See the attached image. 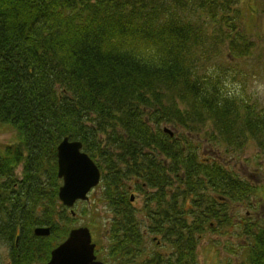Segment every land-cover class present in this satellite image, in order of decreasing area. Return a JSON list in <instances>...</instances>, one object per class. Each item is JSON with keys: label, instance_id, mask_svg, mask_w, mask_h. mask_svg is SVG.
Here are the masks:
<instances>
[{"label": "trees", "instance_id": "1", "mask_svg": "<svg viewBox=\"0 0 264 264\" xmlns=\"http://www.w3.org/2000/svg\"><path fill=\"white\" fill-rule=\"evenodd\" d=\"M234 4L0 0V126L16 136L0 148V246L5 242L16 251L12 264H30L31 256L43 261L53 247L44 246L50 237H37L34 229L55 230L54 205L60 217L67 212L58 200L56 174L57 146L66 137L80 141L100 167L101 202L113 209L123 200L126 159L120 150L156 143L157 154L171 159L180 191L167 208L172 216L165 240L173 258L158 251L148 264H196L200 211L205 224L216 213L214 196L230 201L234 181L222 163H203L194 136L228 150L254 141L264 152V109L225 87L244 79L232 58L248 50L247 34L237 24L247 11L237 12ZM226 44L230 64L217 65ZM145 180L166 187L159 175ZM187 203L193 208L182 207ZM223 203L222 220L228 219ZM111 229L120 241L118 225ZM24 237L37 248L25 250ZM110 245L117 258L118 244Z\"/></svg>", "mask_w": 264, "mask_h": 264}, {"label": "flooded vegetation", "instance_id": "2", "mask_svg": "<svg viewBox=\"0 0 264 264\" xmlns=\"http://www.w3.org/2000/svg\"><path fill=\"white\" fill-rule=\"evenodd\" d=\"M136 144L140 145L136 149L122 148L120 150L126 159L121 163L123 178L119 188L123 198L122 202L114 207L115 210L108 203L102 202L113 213L116 211L118 216L117 220L112 217L110 222L111 225L113 223L118 225L117 232L120 240L118 241V256L115 258L112 246L108 249V253L103 254L109 264H132L141 252L148 254L142 264H148V261L153 255H157L158 251L165 253L166 259L173 258L171 247L165 240L168 231L167 216L169 220L172 216L171 213L167 214V208L172 206L174 193L180 191V188L174 187L178 182L173 178L171 159L157 154L156 143ZM134 150L141 154L131 155L130 152H134ZM214 156L209 160H205L204 156L203 163L219 165L222 162L221 158L217 155ZM238 158L237 156L232 157V160L227 164L229 174L234 181L231 200L227 202L220 194H216L214 196L217 202L216 213L214 217L208 216L205 224L204 210L200 211L202 227H199L198 244L195 247L197 261L200 260L199 257L202 254L203 237L206 235L205 230L208 223V230L218 234V239L221 234H230L227 245L230 257L228 262L226 261L227 263L264 264V179H255L253 172L247 171L246 166L243 169L242 163L237 161ZM258 170L259 168L255 169V171ZM151 175L164 177L165 189L151 187L145 180ZM183 191H186V188ZM222 200L225 202L224 206L227 204L226 217L228 219L224 220L219 212ZM189 205L191 204L187 203L182 207L188 209ZM192 208L193 205L190 209ZM125 245L126 251L123 250ZM95 247L100 257V250L96 244ZM121 248L122 253L120 252ZM168 248H170L169 251ZM208 248L213 250L210 246ZM125 258L128 260L126 261ZM99 259L107 264L103 259ZM111 260L115 263H112Z\"/></svg>", "mask_w": 264, "mask_h": 264}, {"label": "rangeland", "instance_id": "3", "mask_svg": "<svg viewBox=\"0 0 264 264\" xmlns=\"http://www.w3.org/2000/svg\"><path fill=\"white\" fill-rule=\"evenodd\" d=\"M235 10L247 11L237 24L240 29L245 31L247 34L248 50L243 54L241 58L235 59L234 68L237 67L239 71L244 74V79L240 83L226 82L225 87L229 92H234L237 95H242L245 99L250 98L251 102H254L261 109H264V0H235ZM235 14V13H234ZM224 55L222 62L220 59H215L217 65L227 64L228 60V45L224 46ZM232 58V57H231ZM230 78V76H228ZM229 85V86H227ZM171 128V127H170ZM169 128V129H170ZM174 134L177 132H173ZM195 142L201 144L200 153L205 156V160L215 157L217 155L221 158L220 163L228 164L232 157L236 154L239 158L237 161L244 167H247V171L253 172L255 179H264V153L258 149L256 142L251 141L247 143L242 151L234 152L233 149H226L223 146L212 147V142L206 141L200 143L199 138L201 136L195 135ZM16 140L15 132L4 126H0V148L11 144ZM211 150V151H210ZM231 159V160H230ZM259 168L258 171H255ZM255 171V172H254ZM21 172L20 168H17V174ZM103 185L100 184L93 192L89 194V202H78L74 206V216H71L69 210L62 214L64 217H60L59 211L61 208L59 205H54L53 217L56 219L53 226L55 231L58 232V236H64V240L67 237L69 231L74 228L86 227L92 232L93 242L100 250V257L107 264H109L103 257L104 253H108V249L111 247L110 240L106 236V230L111 225L112 217L114 213L104 203L101 202V192ZM66 210V209H65ZM41 215V214H40ZM39 215V217H40ZM43 227V226H41ZM47 227V226H44ZM50 227V226H49ZM205 237H203V245L201 248V256L196 264H218L226 262L230 253L228 252V237L229 233L221 234L218 239V234L212 233L208 230L206 225ZM221 241V242H220ZM220 242V244H219ZM46 245H51L52 240H47ZM50 246V247H51ZM208 246L212 247L213 250L209 249ZM226 246V247H225ZM168 251L170 248L167 249ZM204 252V254H203ZM16 251L11 248L8 244L3 242L0 246V264H12L13 256ZM148 256L147 253L141 252L132 264H142V261ZM126 261L128 258H125ZM42 260V258H41ZM46 259L43 261H35L32 264H46ZM112 263H115L111 260Z\"/></svg>", "mask_w": 264, "mask_h": 264}, {"label": "water", "instance_id": "4", "mask_svg": "<svg viewBox=\"0 0 264 264\" xmlns=\"http://www.w3.org/2000/svg\"><path fill=\"white\" fill-rule=\"evenodd\" d=\"M82 147L80 141H72L68 137L57 146L58 178L62 180L58 190V199L63 206L69 209H73L77 201H87L88 194L98 186L101 178L100 169ZM70 153H75L87 161L86 172L76 166H70ZM34 234L48 236L49 228L38 227L34 230ZM70 240H74L75 244L68 248L66 245ZM94 249L95 245L91 241L89 229L75 228L70 231L62 244L52 250L47 264H104L96 260Z\"/></svg>", "mask_w": 264, "mask_h": 264}, {"label": "bare ground", "instance_id": "5", "mask_svg": "<svg viewBox=\"0 0 264 264\" xmlns=\"http://www.w3.org/2000/svg\"><path fill=\"white\" fill-rule=\"evenodd\" d=\"M17 168H20V170H21V165L20 166H18ZM56 174H57V176H58V160H57V167H56ZM93 190H95V188H93ZM90 198V197H89ZM87 202H89V199H88V201ZM89 232H90V235H91V241L93 242V237H92V232H91V230H89ZM70 233V232H69ZM69 233H68V235H69ZM58 232L57 231H55V230H53V229H49V237L51 238V240H52V244H53V247L52 248H50L49 250H47V252L45 253V255H43V258L44 259H46L47 260V263L49 262V260H50V258H51V252H52V250L53 249H55L56 247H58L60 244H62L63 242H64V236L62 235V237H59L58 235ZM68 235H67V237H68ZM18 236V238L16 239L17 240V244H18V242H19V240H20V235H17ZM106 236L109 238V240H112V241H114L116 244H118V240H115L113 237H112V229H111V226H109V228L106 230ZM67 237L65 238V239H67ZM119 237V236H118ZM22 244H23V247L25 248V250L27 249V250H30V251H33V250H35L34 248L36 247V246H33L34 245V242L32 243L31 241H30V239H28V238H26V237H24L22 240ZM40 244L39 242H36V244ZM40 246V245H39ZM122 246V245H121ZM32 247H34V248H32ZM41 247V246H40ZM37 248V247H36ZM41 249V248H40ZM94 255H95V257H96V260L97 261H100V259H99V256H98V254H97V249H96V247H95V249H94ZM30 258V264H32L33 262H35V260H37L36 259V257H34V256H31V257H29ZM196 259H197V256H196Z\"/></svg>", "mask_w": 264, "mask_h": 264}, {"label": "snow or ice", "instance_id": "6", "mask_svg": "<svg viewBox=\"0 0 264 264\" xmlns=\"http://www.w3.org/2000/svg\"><path fill=\"white\" fill-rule=\"evenodd\" d=\"M69 164H70V166H76L85 172L87 171V167H88L87 161L81 157H78L77 155H75V153L69 154ZM74 244H75V241L70 240L68 242V245H66V247L70 248Z\"/></svg>", "mask_w": 264, "mask_h": 264}]
</instances>
